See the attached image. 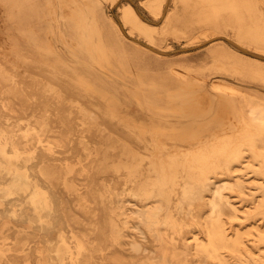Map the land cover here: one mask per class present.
I'll return each instance as SVG.
<instances>
[{"label": "bare ground", "instance_id": "bare-ground-1", "mask_svg": "<svg viewBox=\"0 0 264 264\" xmlns=\"http://www.w3.org/2000/svg\"><path fill=\"white\" fill-rule=\"evenodd\" d=\"M106 1L115 6L120 0ZM165 1L143 3L154 10L168 7L171 0ZM89 3L86 12L76 8L79 45L119 44L97 17L103 0ZM119 14L135 44H154L158 27L148 25L136 7L120 4ZM111 24L124 34L116 20ZM219 35L203 33L200 42ZM71 63L75 73H85ZM55 66L48 56L0 43V264H31L34 250L45 256V264H264V253L246 254L240 231L231 235L224 220L226 206L233 216L240 210L224 190L231 188L242 199L248 174L243 171L264 175V95L226 89L239 104V132L231 133L232 142L148 148L124 132L116 134L96 107L63 87ZM143 152L157 155L155 163L145 161L150 158ZM222 175L232 179L220 181ZM180 180L185 197L195 201L182 213L171 210L170 189L163 187ZM128 198L136 201L134 208ZM79 207L91 210L89 218L99 215V221H90ZM257 222L261 233L253 241H264V221ZM225 248L239 259H227Z\"/></svg>", "mask_w": 264, "mask_h": 264}, {"label": "rangeland", "instance_id": "rangeland-1", "mask_svg": "<svg viewBox=\"0 0 264 264\" xmlns=\"http://www.w3.org/2000/svg\"><path fill=\"white\" fill-rule=\"evenodd\" d=\"M90 1L0 0V43L10 44V46L35 57L48 56L52 64H58L63 72L75 79L78 78V75L72 67L61 64L58 59L61 56L68 63H76L93 82L102 86L101 90L105 94L108 93L110 97L115 95L120 97L124 110L139 104V100H141L144 103L142 108L149 117L162 116L153 112L155 108L174 107L175 103L171 102L170 94L181 89L199 94L202 107L210 109L212 100L207 91H212L220 96L225 95L222 90L213 89L212 85L215 81L244 85L264 94V0H171L168 7L154 10H150L145 5L151 0H120L115 6H111L110 2L103 0V7H97L96 14L112 30L111 19L120 22L119 5L124 3H130L136 7L148 25L162 23V26L156 28L154 44L158 49L168 52L165 56H160L132 42L131 37L127 36L126 29L123 31L124 34H120V39L115 37L124 47H121V51L117 52V58L123 61V66L115 63L117 71L131 81V87L107 77L101 66L94 62L90 54L85 52L88 50L87 46L83 50V46L79 45L82 42L76 27L78 6L84 7L86 12ZM60 4L62 5L60 6ZM214 26L216 27L214 28ZM214 32L221 35L212 36L205 39L206 41L200 42L203 41L200 37L203 33ZM216 38L223 40L210 42ZM229 38L237 43L232 41L234 43L232 44ZM235 44L243 48L240 49ZM75 45L77 51L74 48ZM95 52H97V48ZM102 65L106 66L104 62ZM116 65H112V69ZM230 106L224 102L213 105L211 114L204 118L202 125L199 123L201 121L199 114L182 117L183 121H198L193 127L195 130L193 132L186 133L182 130L156 132L151 130L149 137L152 138L153 134H158L161 138L163 136L169 143V149L172 150L179 145L210 144L216 139L232 142L231 133L239 132V127L237 128L232 119V116L237 113ZM230 147L231 143L227 144V148ZM145 154L144 156L150 158L145 161H151L153 157L157 156L151 152ZM169 155L171 153L165 154V156ZM256 162L260 163L258 160ZM243 172L248 174L244 176L246 177L245 190L247 193L243 194L242 199L237 197L231 188L224 190V193L232 196L233 202L240 208L238 216H233V208L226 206L224 220L231 235L235 230L240 231L245 241L243 251L249 256L258 257L260 252L264 253V241L255 242L253 240L258 238L261 233L256 227L258 225L256 221L261 223V226L264 221V202H262L264 175L254 174L250 169ZM218 179L220 181L232 179V176L222 175ZM181 183L183 184L181 180L179 184L170 181L163 185L164 188L170 189L169 193L172 199L169 204L174 206L171 210L176 209L179 213L185 212L189 205L191 206L195 202L185 197ZM153 184L154 181L151 187ZM154 185L156 186V184ZM98 195L101 198V194L98 193ZM140 201L149 203V205L161 203V201L152 198H141ZM135 202L134 199L128 198L126 204L134 208ZM162 203L167 202L162 201ZM79 208L89 218L91 210H87L88 213H86L81 207ZM207 209L201 210L206 211ZM95 212H99V209L97 208ZM89 220L98 222L99 215L89 218ZM10 225L12 228H18L16 224L11 223ZM193 225L198 226L197 224ZM1 234L0 232V237ZM191 235L190 232L187 234V236ZM200 236L204 237L205 234L201 232ZM247 247L251 250L248 251ZM223 253L231 262L237 261L240 257V255H235L230 248H225ZM30 261L31 264H39V262L45 264V256L34 250ZM213 262L216 263V261Z\"/></svg>", "mask_w": 264, "mask_h": 264}, {"label": "crops", "instance_id": "crops-1", "mask_svg": "<svg viewBox=\"0 0 264 264\" xmlns=\"http://www.w3.org/2000/svg\"><path fill=\"white\" fill-rule=\"evenodd\" d=\"M120 17V14H119ZM115 20V19H114ZM121 22V23H120ZM119 26L121 27L122 32L127 28L124 27L123 22L120 18ZM162 24V23H161ZM161 24H151L153 27H160ZM128 33V30H127ZM113 34L116 37H120L118 29L116 27L113 28ZM127 36H132L128 33ZM223 36V35H222ZM135 37V36H133ZM136 38V37H135ZM224 38V37H222ZM222 38L213 39L210 42H214L215 40H223ZM226 38V37H225ZM132 38V42H134ZM230 41V40H229ZM232 44H234L231 41ZM138 46L144 47L152 52H155L158 55L165 56L168 52L164 49H158L155 44H137ZM236 45V44H235ZM240 49L243 48L239 45ZM82 47V46H81ZM121 47L123 44H104L103 46L97 45L95 46H87L88 49H93L96 51L97 48V57H93L94 62L101 66L102 71L105 72L106 76L110 79H113L116 82H121L128 87H131L132 83L127 78L123 77L121 73L117 71L118 63L120 66H123L122 59L117 58L118 51H121ZM85 49V46H83ZM61 64L65 65H74L71 62H67L64 58L60 56L58 59ZM105 63L106 66L102 65ZM112 65H116L114 69H112ZM55 69L56 71L53 74L58 78L59 82L66 88L70 93H74L75 97H80L87 102L92 107H96L98 112L104 116L106 122L109 124L110 128L115 130L116 134L118 132H124L128 134L129 138L132 140L134 144L148 146V148L153 147H163L168 148L169 143L165 141L158 134H153V137L150 138L149 134L151 130H155L156 132H173V131H186V133L193 132L195 124L198 122L196 120H188L183 121L182 117H188V115H197L199 114L201 121H199L200 125L204 124V118L207 117L212 112V106L218 105L221 99L224 100V103H228L230 108H234L237 114L232 116L237 128L240 126V119H239V104L238 101L235 100V97H231L228 95L227 88H236L238 90L253 92L254 94H262L259 91H255L246 87L244 85H239L235 83H228L223 81H215L212 85L213 89L215 90H222L225 95H218L212 91H207L208 95L211 97L212 106L211 108H203L202 102L200 100V95L190 90L181 89L174 93L170 94L171 102L175 103L174 107L168 108H155L153 112L157 113L158 115H162L161 117H154L148 116L145 110L142 108L144 107V103L139 100V104L130 107L128 110H124V105L120 97L118 96H108V93H104L101 88L96 82L88 77L85 73H76L78 78L75 79L71 77L68 73L63 72L58 64H56ZM118 72V73H117ZM123 73V72H122ZM222 87V89H220ZM106 92V91H105ZM264 95V94H262ZM144 110V111H142ZM236 128V130H237ZM145 130V131H142ZM120 135V134H119ZM177 147L182 148H192L195 145H179Z\"/></svg>", "mask_w": 264, "mask_h": 264}]
</instances>
